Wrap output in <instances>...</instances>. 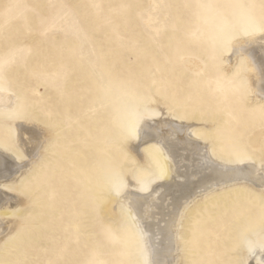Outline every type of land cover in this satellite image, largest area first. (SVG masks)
Wrapping results in <instances>:
<instances>
[{
	"label": "rangeland",
	"instance_id": "obj_1",
	"mask_svg": "<svg viewBox=\"0 0 264 264\" xmlns=\"http://www.w3.org/2000/svg\"><path fill=\"white\" fill-rule=\"evenodd\" d=\"M253 19L264 21V0H0V87L16 96L0 109V144H13L22 116L51 127L49 149L21 175L31 203L0 264H144L128 206L104 213L128 173L138 186L163 173L154 143L141 148L147 163L133 156L124 106L136 114L161 99L185 119L197 113L194 131L220 156L262 162L264 135L262 154L249 140L264 132V102L243 89L248 67L228 71L224 53ZM241 186L190 201L182 264H245L260 247L264 200Z\"/></svg>",
	"mask_w": 264,
	"mask_h": 264
},
{
	"label": "bare ground",
	"instance_id": "obj_2",
	"mask_svg": "<svg viewBox=\"0 0 264 264\" xmlns=\"http://www.w3.org/2000/svg\"><path fill=\"white\" fill-rule=\"evenodd\" d=\"M224 50L227 70H235L237 74L247 66V84L243 85V89L254 100L264 102V78L260 74V64L264 60V36L259 33L253 37L242 34L229 45L225 44ZM241 56L248 57L251 60L249 64L240 66ZM15 104L16 96L0 87V109L10 110ZM120 112L128 125H136L139 129L129 144L137 162L147 163L146 158L141 156L145 143H154L162 152L163 178L138 186V181L128 173L119 186V194L111 199L104 213L117 217L119 211L114 203L122 201L128 206L132 223L142 229V233L138 231L146 245L144 264L145 259L150 264H182L184 240L179 238V232L190 201L235 181L254 178L253 183L241 186L242 193L249 187L261 188L259 177L264 174V168L258 159L236 163V159L220 156L212 148V138L194 131L198 124L197 113L185 119L175 114L172 107L161 99L144 106L136 114L127 106L122 107ZM4 119L0 116V122ZM14 122L13 144H0V258L11 243L10 237L25 222L31 203L29 195L23 193L24 179L21 180V175L26 173L35 158L49 149L47 142L51 139V127L27 116ZM7 132L11 134L9 130ZM263 135L264 132L257 130L251 134L249 147L256 154L263 152ZM243 260L246 264H264V252L260 247H252L250 252L248 249L243 252Z\"/></svg>",
	"mask_w": 264,
	"mask_h": 264
},
{
	"label": "snow or ice",
	"instance_id": "obj_3",
	"mask_svg": "<svg viewBox=\"0 0 264 264\" xmlns=\"http://www.w3.org/2000/svg\"><path fill=\"white\" fill-rule=\"evenodd\" d=\"M241 7H243V6H241ZM257 33H259L261 36H264V21L257 23L254 19L250 20L249 26L245 27L243 29V34L247 37H253ZM249 57L251 58L250 53H249ZM260 74H261V77L264 78V60H262L261 64H260ZM138 131H139V129L136 125H132L127 129V133L129 136H135ZM248 159H249V157L247 156V154L241 152V153L237 154L236 163H243L245 160H248ZM261 166H262V168H264V160H262ZM160 178H163V174H161ZM259 180H260V185H261L260 195H261V199L264 200V174L260 175ZM242 182L245 183L246 185H248V184H251L254 182V178L251 180H245ZM116 192H117V194H119V192H120L119 187L116 188ZM129 212L131 213V210H129ZM133 219H135V217H133ZM137 227H138V230L142 233V229H139L138 224H137ZM254 235H256L257 237L260 238V250H261V252H264V217L261 218L259 230L257 232H255ZM144 254L146 256V251L144 252ZM145 264H150V262H148L145 259ZM245 264H246V262H245Z\"/></svg>",
	"mask_w": 264,
	"mask_h": 264
}]
</instances>
